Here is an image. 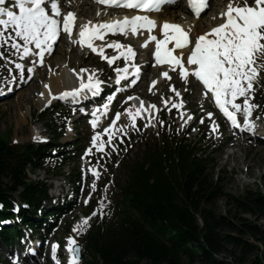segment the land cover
Instances as JSON below:
<instances>
[{
    "label": "trees",
    "instance_id": "16d2710c",
    "mask_svg": "<svg viewBox=\"0 0 264 264\" xmlns=\"http://www.w3.org/2000/svg\"><path fill=\"white\" fill-rule=\"evenodd\" d=\"M260 94L264 106L263 89ZM7 139L0 135V245L9 248L19 235L14 218L41 233L56 226L60 217L76 206V200L46 210L47 185L31 182L26 176L27 170L44 168L50 160L65 163L69 159V151L57 140L25 144L8 159ZM203 140L196 144L172 136L166 145L154 147L141 158H127L126 178L117 186L120 199L114 206L119 217L92 225L83 241L91 260L83 264H223L216 257L226 246L238 250L243 262L254 256L251 264H264L259 246L224 232L248 236L264 248V231L245 218H230V211L226 215L215 211L218 200L231 198L235 211L263 216L264 195L259 190L235 198L227 195L222 179L214 174L211 152L208 147L200 148ZM63 163L55 173H62ZM67 177L78 195L79 174ZM15 197L22 205L16 216L12 213Z\"/></svg>",
    "mask_w": 264,
    "mask_h": 264
},
{
    "label": "rangeland",
    "instance_id": "374dc122",
    "mask_svg": "<svg viewBox=\"0 0 264 264\" xmlns=\"http://www.w3.org/2000/svg\"><path fill=\"white\" fill-rule=\"evenodd\" d=\"M87 7L91 6H84L85 9ZM92 9L93 7L88 11L92 15H95L96 13ZM214 12L212 9L209 10L202 17V21L207 24L208 19L214 16ZM5 36L14 35L5 34ZM63 45L64 41L61 40L56 46L54 56H61ZM66 52L67 57L70 56L68 66L71 67L72 71L79 72L80 69H88L89 73L95 72L96 77L102 81L104 90L107 91L110 88L113 79L112 71L99 58L86 57L80 54L79 60H75L74 53L76 51H70L68 48ZM15 55H18V53L11 47V40L8 43L0 42V135L8 137V146L13 151H19L27 143L42 144L46 141L53 142L59 134H61V138L58 141L59 144L68 146L73 144V142L75 143V148L69 155L70 162L63 168L65 176H57L55 174L57 168L52 162L46 166L49 170V175L42 170H28L26 175L29 180L43 181L50 188L48 195L52 197V203H45L44 207L46 210H51L53 208L52 205L56 202L55 197L61 195V191L64 193L67 190L65 186L68 183L66 176L72 175L76 169L80 173L82 190L79 201L81 207L77 206L76 210L63 217L59 222L60 227L57 231L53 230L49 233L44 231L43 235L51 241L59 242L61 248L67 245V237L73 236L81 247L80 252L83 255V261L91 259L83 250V240L87 231L99 219L115 221L119 217L114 206L120 199L117 186L119 183H124L126 178L127 158L131 157L134 159L135 157L141 158L145 156L149 150L163 143L165 144V141L171 139L172 135L181 139L182 134L188 132V141L197 143L201 135L207 133V139L200 148L204 149L205 146H211L213 150L211 155L212 165L215 168L214 174L222 179L224 192L232 198L238 197L248 191L254 192L255 190H259L264 195V136L257 139L249 138L250 140H248L245 138V140L241 141H237V139L230 141L227 129H222L221 140L218 141V137L212 135V124L205 123L202 126L200 125L202 118L203 121L207 120V109L209 107L192 81L182 84L177 79H173L171 82L159 86L155 93L148 90L147 80L140 82L133 93L134 96L138 94L143 99L147 96V100L156 105L158 111L153 113V117L138 116L136 127L133 128L130 126L128 116H126L127 113L125 112V109L131 108V105L127 103L128 97H122L115 104L114 108L115 110L119 109L122 115L121 128L118 131L119 134L124 132L123 135L126 134L128 136L127 145L123 143L121 138L117 139L116 144L120 143L121 145L114 144L112 147L107 148L105 152L102 151L103 153H100L101 151H97L96 149L92 150L91 155L85 160L80 155L84 152L85 147L89 146L90 130L85 124V118L80 116V114H71L70 110L65 107H61L56 111L52 108L46 110L44 107H41L40 101L35 103V100L39 99L37 92L41 88L40 84L47 79L48 70L45 67L40 70L38 69V73H36L31 82H28L29 80H21L19 74L15 73L9 63V59L15 57ZM49 69L57 72L52 63H50ZM150 71L153 72V76L156 74L151 68H146V74L151 73ZM263 72L261 71L260 75ZM261 79V76H259L258 81L254 84V89ZM172 88H177V92H181V95L185 94L183 103L188 105L187 111L192 113L196 118L199 116V120L197 119L195 123L188 119L189 115H187L186 111L174 108L169 113L170 107L177 101L176 98L178 97L176 92L172 91ZM31 91L34 92V97H31L32 99L26 95ZM259 98L261 97L258 95L257 99ZM251 99H253L252 94ZM164 100L168 101L170 107L166 106L160 112L163 109ZM256 103V100H253V104ZM67 114H70L71 120L64 122V117ZM162 114H165V120L163 123H160L162 121ZM21 115L25 117L24 121H19ZM257 116L260 120V126H263L264 115L258 113ZM146 124L148 125L147 127H145ZM38 131L40 132L39 137L42 139H33V133H36L34 137H37ZM259 134L262 135L263 133ZM234 150L237 151V158H234L233 155H228L229 152ZM86 163L90 165V168H95L100 173L98 179L87 173ZM93 180L96 182L95 191L91 187ZM4 183H8L7 179H4ZM56 186L59 187L56 188ZM68 190H71L70 186ZM85 200H89V204L91 205L87 204V206H84L86 204L84 203ZM215 211L218 215H226L227 211H230L231 214L228 215L230 218H232V215H236L237 218H245L264 231V215L254 217L235 211L231 198L229 200L225 198L218 200L215 204ZM93 212L97 214L92 216ZM81 215L84 218L91 217L89 225L83 232L79 234L74 233L72 229L75 227L76 220L82 218ZM68 223L70 224L68 225ZM224 232L259 246L261 252L259 256L261 259H264V248L253 239L248 236L241 237L237 232ZM36 236H39V234H36ZM0 249L3 250V248ZM216 258L223 264H251L254 256L243 262L240 259V252L238 250H235L231 246H226L225 251ZM7 260L10 262L9 255L5 251H1L0 261L6 262ZM39 260L41 261L42 259L40 258Z\"/></svg>",
    "mask_w": 264,
    "mask_h": 264
},
{
    "label": "snow or ice",
    "instance_id": "6c2138e0",
    "mask_svg": "<svg viewBox=\"0 0 264 264\" xmlns=\"http://www.w3.org/2000/svg\"><path fill=\"white\" fill-rule=\"evenodd\" d=\"M97 3L112 7H123L128 9H137L144 12L160 11L166 3H174L175 0H96ZM189 7L197 17L208 8V0H188ZM18 9V11L16 10ZM50 9V10H49ZM51 13V14H50ZM61 7L58 0H14L11 6H6V0H0V42L8 43L11 40V47L22 57H27L33 53V46L37 50L33 54L38 57L37 63L44 64L46 54H51L54 43L58 40L61 32L66 33L73 43L86 46L92 52L97 53L101 59L106 60L109 65L123 57L125 67L116 68V84L126 79L129 75H138L140 68L132 63L136 52L131 46H125L119 41L105 42L97 46L95 41H104L107 33L124 34L129 32L138 34L141 29L148 32V39L145 40L142 47H147L149 42H155V51L153 53L155 62L158 65H168L173 71L178 69L182 79L187 80L189 74L193 75L198 81L202 82L205 89V95L211 94L220 112L231 122L235 128L253 132L254 123L250 120L252 110L257 105L251 103V94L254 92V84L258 81L260 72L264 71V0H229L226 9L220 13L223 22L195 38H190V29L185 30L181 25L164 22L161 27L163 38H158L152 34V30L157 27L156 21L148 15L124 16L122 19L93 23L91 20L80 25V30L75 39H73V29L76 15L73 12H67L61 20ZM99 15V12L97 13ZM11 29L14 36H5L4 30ZM22 41V43H20ZM171 45V46H170ZM190 48V54L187 55L186 64L182 60L183 51L174 54V50H184ZM105 48H114L118 50L117 56H108L105 54ZM192 66L191 68L187 67ZM17 69H23V65L17 63ZM131 68V72L129 69ZM75 71V70H73ZM34 72L33 67L27 68V73ZM84 73H89L88 69H80L76 73L79 78V87L72 88L69 91L59 93V99L72 98L77 99L84 93L96 95L101 87L102 81L99 80L95 72H90L87 77ZM162 75L171 79L167 71ZM24 73L21 72V79ZM31 75L28 76L30 80ZM135 79L132 80L134 84ZM157 82L152 81L153 86ZM49 89L48 103L56 99ZM151 91V89H150ZM172 91L176 92L175 88ZM43 96V93H40ZM179 96L180 93L176 92ZM243 98L242 103H238V98ZM114 99L113 95L107 97L104 104L94 109L91 113L90 121L93 129L98 126L100 118L109 111V105ZM134 99L128 97V100ZM167 105L168 101L164 100ZM183 107V101L173 103L172 108L180 109ZM156 110V105L145 107L144 101H140L139 106L126 108L130 126L136 127L137 117L142 112ZM243 113V123L237 119V113ZM121 113H116L114 119L108 127L104 128L103 134H107V141H104L102 133L95 132L92 137V147L86 150V155L95 148L97 151H103L105 144L113 142V136L116 134L115 125L120 119ZM211 117L212 113H208ZM191 119V116L188 117ZM187 122V121H185ZM203 122V121H201ZM160 123H163L161 121ZM148 125L146 124L145 127ZM218 125L213 123L212 130L216 131ZM33 139H42L33 137ZM92 175L98 179L100 173L95 168L88 169ZM92 190L96 189V182H92ZM84 203H88L85 200ZM102 207V206H101ZM97 213L93 212L92 216ZM91 217L83 218L72 231L74 233L83 232L89 225ZM59 245H52L53 259H56V253ZM67 251L70 254L68 264H78L80 249L73 236L67 237ZM59 264V261H57Z\"/></svg>",
    "mask_w": 264,
    "mask_h": 264
},
{
    "label": "bare ground",
    "instance_id": "6f19581e",
    "mask_svg": "<svg viewBox=\"0 0 264 264\" xmlns=\"http://www.w3.org/2000/svg\"><path fill=\"white\" fill-rule=\"evenodd\" d=\"M228 2H229L228 0H227V2H226V0L224 1V4H222L219 7V9L216 10L215 15L208 19V21H207L208 23L207 24L204 21H202V18L200 19V21H196V20L191 19L186 14V10H185L184 6L182 5V3L180 4V2H176V3L173 4L174 7L175 6L178 7L177 9L164 10V11H162V13L160 15H155V18L160 17V18H162L163 20H166V21L180 23V24H182L184 26V28L186 30L190 29V33L192 35L196 36V35L202 34L204 32H207L211 28L216 27V26L219 25L221 20H219L217 18V15L220 14L221 12H223L226 9V6H227ZM60 3L62 5V8L64 7L65 9H67L69 7L66 4H63L62 2H60ZM217 4H219V3H217ZM88 5L93 7L92 4L90 2H88V1L78 2L76 4V6L73 7L74 11L78 13L79 21L81 20V22L84 23L86 21L91 20L93 22V21H96L100 17L105 15L103 12L100 15H97V14L92 15L90 13V11H88V10H91V7H89V8L87 7V9L84 8V6H88ZM179 5H181V6H179ZM68 10H70V9H68ZM166 11H169V12H166ZM159 22H161V19H160ZM145 37H146V35H144L142 37V40H144ZM130 40H133V38H130ZM59 42H60V39L58 40L57 44L54 46L53 53L51 55L47 54L45 59H44L45 60V65L42 68H44V67L47 68L48 76H47V79L44 80V82H42V84H40L41 88L37 92V97H38L39 93H43L44 95H43L42 98L35 100V103L40 101L41 107H43V104L50 99V97L48 95L49 89H46L44 87L45 84H48L50 86V90H51V92H52V94L54 96L58 95L61 92L69 91L72 88L79 87V78L76 75V73L78 71L71 72V67L68 66V63L70 62V56L67 57V52L66 51L69 48L70 44H68L67 42L64 41V45L65 46L64 45L62 46L61 56H54L53 55L54 51L56 50V46L58 45ZM138 46H139V44H138ZM72 51H74V50L72 49ZM137 52H138L140 57L144 58L143 60L148 59V53L145 50L138 49ZM79 57H80V54L78 52L74 53L75 60H79ZM50 63H52V65L54 66V68L56 69L57 72H54L53 70L49 69ZM147 67H153L151 65V62L148 63ZM153 69L156 70V68H154V67H153ZM36 73H38V69L35 70L34 75H36ZM88 74L89 73H85V74H83V76L86 78ZM157 77H158V75H157ZM31 80H33V78ZM31 80L29 82H31ZM8 93H9V91H8ZM26 95H28V97H30V98L34 97V92L31 91V92H29V94H26ZM144 99H147V96ZM140 101H144V104H145L146 108L151 103L148 100H143L142 97L132 99L130 101V103H131V106H132L133 110H134L135 107L139 106ZM153 111L154 110L147 111V112H142L140 116L149 117V116L152 115ZM20 113L22 114L21 111H20ZM22 120L24 121L25 117L21 115L20 118H19V121H22ZM255 132L256 133L257 132L264 133V126H259V128L255 130ZM39 134H40V132H37V136L38 137H39ZM33 135H35V133H33ZM228 155L229 156L233 155L234 158H237L236 155H238V154H237V151L234 150L232 152H229ZM58 187L59 186H56V188H58ZM81 220L82 219L78 220L76 225Z\"/></svg>",
    "mask_w": 264,
    "mask_h": 264
},
{
    "label": "water",
    "instance_id": "95a60500",
    "mask_svg": "<svg viewBox=\"0 0 264 264\" xmlns=\"http://www.w3.org/2000/svg\"><path fill=\"white\" fill-rule=\"evenodd\" d=\"M15 154H16V152L10 150L9 147H8V148L6 149V151H5V156H6L7 158H12ZM79 249H80V248H79ZM79 257H81L80 254H79Z\"/></svg>",
    "mask_w": 264,
    "mask_h": 264
}]
</instances>
